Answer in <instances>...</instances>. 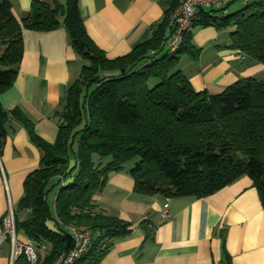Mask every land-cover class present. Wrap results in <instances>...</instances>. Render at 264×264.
I'll list each match as a JSON object with an SVG mask.
<instances>
[{
	"label": "trees",
	"instance_id": "1",
	"mask_svg": "<svg viewBox=\"0 0 264 264\" xmlns=\"http://www.w3.org/2000/svg\"><path fill=\"white\" fill-rule=\"evenodd\" d=\"M233 1L219 10L221 16L215 9L199 13L193 25L230 29L231 48L249 65L264 64V1L225 15ZM173 7L149 40L110 59L87 34L79 0H66L65 5L35 1L20 21L9 0H0V95L17 76L23 29L47 32L62 24L83 60L55 113L54 142L43 140L27 124L40 162L23 181L17 209L28 210L29 216L15 218V231L33 243L36 264H53L73 247L68 225L91 233L86 253L75 264H98L111 239L130 231L128 222L95 211L93 196L113 172L126 169L134 191L167 198L205 197L247 175L264 207V80L239 78L217 94L196 91L180 68L184 53L197 55L191 32L175 51L162 43ZM12 117H20L18 109L7 111L0 102V150ZM128 162H133L129 168ZM55 186L51 209L48 194ZM43 245L45 257L38 250Z\"/></svg>",
	"mask_w": 264,
	"mask_h": 264
},
{
	"label": "crops",
	"instance_id": "2",
	"mask_svg": "<svg viewBox=\"0 0 264 264\" xmlns=\"http://www.w3.org/2000/svg\"><path fill=\"white\" fill-rule=\"evenodd\" d=\"M35 1L51 5L54 0H9L15 18L26 17ZM253 1L234 0L225 15ZM171 4L170 0H79L87 34L110 59L149 40ZM208 10L200 7L196 19ZM190 32L197 55L184 53L180 68L196 91L217 94L239 78L264 80V64L249 65L231 48L230 29L196 23ZM22 38L17 76L0 95L5 110L20 113L7 122L0 150V233L9 206L18 221L29 216L17 204L24 179L39 166L40 151L30 139L27 124L43 140L54 142L58 132L55 113L61 110L66 90L78 78L83 63L62 24L47 32L23 29ZM55 194L51 201L48 198L51 209ZM93 200L95 211L130 224L128 233L111 239L98 264H264V207L247 175L205 197L167 198L134 191V180L125 169L111 173ZM166 202L168 218L162 219ZM48 226L56 230L53 221ZM17 238L31 242L22 232ZM4 246L0 264H10L9 239L0 250ZM14 264L28 263L21 257Z\"/></svg>",
	"mask_w": 264,
	"mask_h": 264
},
{
	"label": "built area",
	"instance_id": "3",
	"mask_svg": "<svg viewBox=\"0 0 264 264\" xmlns=\"http://www.w3.org/2000/svg\"><path fill=\"white\" fill-rule=\"evenodd\" d=\"M173 9L168 17V25L163 40L164 46L169 51H175L182 43L184 35L191 31L194 20L200 7L205 6L209 9H215L216 15H223V11L227 2L230 0H170ZM168 202L161 209V218H168ZM67 230L73 238V247L67 252H62L54 260L53 264H75L82 257L89 246L91 233L88 230L68 225ZM9 239L10 264H14L19 258L24 257L28 264H36L38 261L37 251L31 242H23L18 240L15 231V217L12 207L9 206L8 213L3 220V230L0 233V246Z\"/></svg>",
	"mask_w": 264,
	"mask_h": 264
},
{
	"label": "rangeland",
	"instance_id": "4",
	"mask_svg": "<svg viewBox=\"0 0 264 264\" xmlns=\"http://www.w3.org/2000/svg\"><path fill=\"white\" fill-rule=\"evenodd\" d=\"M133 163V162H132ZM131 162H128V163H126L125 164V166L127 167V168H129L130 166H131V164H132ZM58 189V187L57 186H55L53 189H51V191L49 192V194H48V198H49V200L51 201V199H52V197H53V195L56 193V190ZM47 246L46 245H43L40 249H38V250H40L39 252L41 253V255H42V257H45V255L47 254V248H46ZM4 249H5V246L2 248V250H0V252L2 253L3 251H4Z\"/></svg>",
	"mask_w": 264,
	"mask_h": 264
}]
</instances>
